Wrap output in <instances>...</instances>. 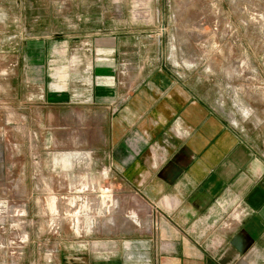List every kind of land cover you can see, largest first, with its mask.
I'll return each instance as SVG.
<instances>
[{"label":"rangeland","instance_id":"rangeland-1","mask_svg":"<svg viewBox=\"0 0 264 264\" xmlns=\"http://www.w3.org/2000/svg\"><path fill=\"white\" fill-rule=\"evenodd\" d=\"M116 37L134 62L197 73L264 155V0H0V264H31L64 237L116 234L130 254L152 245L156 211L114 190L94 112L76 95L90 87L95 43Z\"/></svg>","mask_w":264,"mask_h":264},{"label":"crops","instance_id":"crops-1","mask_svg":"<svg viewBox=\"0 0 264 264\" xmlns=\"http://www.w3.org/2000/svg\"><path fill=\"white\" fill-rule=\"evenodd\" d=\"M127 44L95 43L90 87L76 95L94 112V149L114 190L156 211V233L144 238L152 245L130 254L116 234L64 237L31 264H264L259 146L226 119L197 73L165 57L134 62ZM205 219L211 227L202 236Z\"/></svg>","mask_w":264,"mask_h":264}]
</instances>
